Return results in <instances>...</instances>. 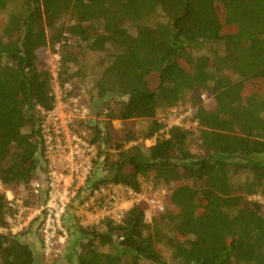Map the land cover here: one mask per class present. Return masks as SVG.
<instances>
[{
	"label": "trees",
	"instance_id": "obj_1",
	"mask_svg": "<svg viewBox=\"0 0 264 264\" xmlns=\"http://www.w3.org/2000/svg\"><path fill=\"white\" fill-rule=\"evenodd\" d=\"M0 15L2 187H22L25 204L42 202L43 112L56 104L55 82L67 97L80 89L89 54L102 56L90 72L96 102L119 101L74 123L89 131L94 163L104 171L93 169L88 189L171 187L166 210L150 223L140 202L120 220L75 225L66 262L264 264V203L254 198L264 200V0H0ZM46 47L59 54L56 75L40 56ZM202 90L213 110L202 106ZM187 93L194 107L185 120L193 128L173 125L148 146L127 147L139 138L128 128L112 141L115 119H147L142 137L155 136L158 108L179 105ZM11 212L0 191V228L7 229L0 264H40L27 240L39 238L37 219L12 233Z\"/></svg>",
	"mask_w": 264,
	"mask_h": 264
},
{
	"label": "built area",
	"instance_id": "obj_2",
	"mask_svg": "<svg viewBox=\"0 0 264 264\" xmlns=\"http://www.w3.org/2000/svg\"><path fill=\"white\" fill-rule=\"evenodd\" d=\"M66 86L70 88V85L66 84ZM56 87L59 90L61 88L57 83ZM55 96L57 100L54 108L43 112L41 123L47 163L43 179L45 194L42 202L34 206L25 204L26 197L17 196L11 189H4L12 209L7 217L8 229L12 233H20L37 219V235L41 241L43 255L52 261L60 259L65 251L68 237L65 219L69 212L75 214L78 209V212L90 213L91 221L81 217L83 219L79 223L87 226L99 223L106 216L120 220L130 203L133 205L144 202L148 209L164 210L163 203L155 196L147 198L141 191L136 192L122 185L107 184L99 185L92 191L88 189L96 151L89 141V131L86 129L76 131L73 126L76 120L91 115L90 110L75 96L68 99V104L60 101L57 90ZM177 112L179 113L176 108L172 109L168 114L169 119L161 121L165 126L155 134L153 143L158 133H166L173 125H181V119L191 115L192 108L186 107L183 113H179L178 119L172 120V115ZM136 143V141L129 142V144ZM41 184V180L33 182L34 196L40 194ZM120 190L132 199H124ZM6 230L0 228V231Z\"/></svg>",
	"mask_w": 264,
	"mask_h": 264
},
{
	"label": "rangeland",
	"instance_id": "obj_3",
	"mask_svg": "<svg viewBox=\"0 0 264 264\" xmlns=\"http://www.w3.org/2000/svg\"><path fill=\"white\" fill-rule=\"evenodd\" d=\"M5 20H6L5 15H0V34H1V29L5 25ZM58 47H59V45L56 46V50L58 49ZM40 56L45 61V63L47 64L50 71L55 75L56 71L58 69L59 54L52 51L50 48L46 47L44 50H42L40 52ZM99 57H102V56H100L99 54H89L88 55L86 61L83 64L84 70H82V72L84 73V81L82 82L80 89L77 90L76 92H74L73 95H71V96H75L78 99V101H81L82 103L86 104L88 106V108L90 110V114L92 116L96 115V113H95L96 110L94 108H96V107L100 108L99 109V111H100L101 107H103V108H107L108 106L116 107L118 105V101H119V99L117 97H111V98L107 99V102H104V101L101 103L96 102V98L94 97L95 90L93 89V83H94L93 79L94 78L92 76H90V72L93 70L92 65L96 62H100ZM259 84L260 83H257V85H259ZM54 88H55V90L58 91V97H60V101L64 104H68L69 103L68 99L71 96L67 97L65 95V92H64L62 87L59 90L56 87V82L54 84ZM191 96H192L191 94H188V93L185 94L184 97L181 99L179 105H177V106L158 108L156 119L159 122H161L163 119H169V117H168L169 112L175 108L177 109V111H179L180 114L183 113V111L185 110L186 107L193 108L194 106H193V101L191 100ZM199 99H200V102L204 108H206L207 110H213L214 109L215 101L207 92H205L203 90L200 91ZM94 106H96V107H94ZM179 113L177 112L174 115H172V117H171L172 120L178 119ZM171 121H169V122H171ZM180 124L185 125V126H187V124H189V126L192 128L195 126L194 122L189 123V122H187V120H185V118L181 119ZM147 125H148L147 119H134V120L126 121V122L115 119L112 121V126H113V132H112L113 139H112V141H117V142L121 141L122 138L124 137V133L126 132L125 129L128 128L138 135L139 138L136 142H141L146 146L151 145V144H153V137L154 136L151 138H147V141H145L146 139H143V137H142V131L147 127ZM162 126L164 127L165 125L162 124ZM126 145L128 147L131 144L127 143ZM193 147H195V146H193ZM195 151H198V148H196ZM95 164L96 163H94L93 169L98 170V172L101 175H103L104 171L101 169V166L98 167ZM97 165H99V163H97ZM15 188H16L15 193L17 196H22V195L27 196V191L24 190L22 187L17 186ZM4 189L5 188L2 187V184L0 183V191H4ZM170 189H171L170 185L165 184V183H160L156 186H153V184L145 182L142 186L141 193H143L144 196H146L147 198L155 196L159 202L163 203V205H164L163 211H165L167 208L168 200H169ZM120 192L124 195V199H126V200H129L130 198L132 199V197H130L128 194H125L122 190H120ZM254 198L260 199L261 202L264 203V200H262L259 196H255ZM131 205L132 204L130 203L127 206L130 207ZM163 211H157V210L152 209V208L151 209L147 208L145 211V220L148 223H150L157 214L162 213ZM162 252L165 256L169 257V255H170L169 250L164 248ZM61 259L62 258H60V260ZM142 264H148V263H142Z\"/></svg>",
	"mask_w": 264,
	"mask_h": 264
},
{
	"label": "crops",
	"instance_id": "obj_4",
	"mask_svg": "<svg viewBox=\"0 0 264 264\" xmlns=\"http://www.w3.org/2000/svg\"><path fill=\"white\" fill-rule=\"evenodd\" d=\"M84 212H85V215H84ZM84 212H82V211L78 212V209H77L75 214H72L71 212H69L66 219H65L66 226H67L66 228L68 231V237H67V242L65 245V251H64L63 255H65L66 250L69 249L71 243L77 237L75 230H74V226L77 224L79 225V223L85 217L87 218L88 221H91L90 213H88L86 211H84ZM81 217H83V218H81ZM27 240H29L30 246L34 252V255H35L38 263H40V264H52V263H54V264H69L65 260L66 256H63V255L61 256V258L63 257L61 260L59 259V261H55V262L44 257L43 252H42L41 241L39 240V238L35 234L31 235L30 238Z\"/></svg>",
	"mask_w": 264,
	"mask_h": 264
}]
</instances>
